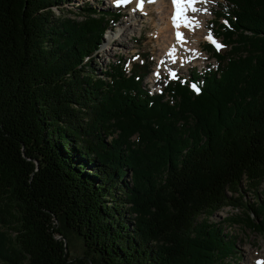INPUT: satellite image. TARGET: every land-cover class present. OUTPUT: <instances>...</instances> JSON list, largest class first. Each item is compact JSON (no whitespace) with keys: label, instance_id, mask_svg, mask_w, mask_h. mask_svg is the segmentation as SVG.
<instances>
[{"label":"trees","instance_id":"16d2710c","mask_svg":"<svg viewBox=\"0 0 264 264\" xmlns=\"http://www.w3.org/2000/svg\"><path fill=\"white\" fill-rule=\"evenodd\" d=\"M73 1L0 0V264H225L214 213L264 227V0L216 1L229 50L205 45L216 65L155 94L140 63L97 77L120 15L86 0L80 19L53 15Z\"/></svg>","mask_w":264,"mask_h":264},{"label":"rangeland","instance_id":"374dc122","mask_svg":"<svg viewBox=\"0 0 264 264\" xmlns=\"http://www.w3.org/2000/svg\"><path fill=\"white\" fill-rule=\"evenodd\" d=\"M84 1L74 0L71 3L61 5L60 9L58 7H52L53 15L55 17L69 16L80 19V10L79 13L76 12L78 11L76 6L83 5ZM86 1H89L93 6H97L99 10L104 11L106 16L113 12H117L120 15L115 22L108 26L96 52L92 54L93 58L90 63L97 70L95 72L97 77H102L103 74L101 72L108 65H112L118 60L126 63V72L134 64L140 63L145 68H148V71L144 73L146 76L142 80L143 87L147 91L149 90V92L156 93L169 79L174 78L173 74L188 77L194 68L201 70L206 66L215 65V60L209 56L204 48L207 42L213 41V38H208L210 34L207 25L213 17L211 12L216 9L217 0H206V3L203 4L202 10H206L204 14L205 18H199V20H202L204 27L200 31H197L198 34L192 33L191 31L187 33L188 43L190 45L198 40L199 50L197 53L182 48L179 50V57L175 60L170 56H166L165 58L162 56L161 41L158 40V27L161 22L159 21V9L155 0H141L147 7L144 14L138 8L132 6L129 1L123 3L121 7L116 6L115 0ZM135 12H137L136 17L134 16ZM125 23H128L127 25L129 27L124 32ZM214 40L216 43L222 45L219 39L214 38ZM229 48L230 46L223 47L222 45L220 49L221 52H226ZM243 191L242 202L245 206L253 205L256 199L255 193L245 186H243ZM258 193L260 199L264 201V184H262ZM106 200L108 203L110 202V200ZM241 216L245 218L241 207L234 208L228 206L214 213L210 218V222L217 223L218 226H221L234 239L235 254L229 256L225 264H258V262L264 261V227L262 231L259 226L258 229H254V227L246 226L243 223H231L229 220L231 217L240 218ZM251 216L254 217L253 214ZM257 221L255 218L254 222ZM70 249L72 256L82 254L83 243L75 235L70 236Z\"/></svg>","mask_w":264,"mask_h":264},{"label":"bare ground","instance_id":"6f19581e","mask_svg":"<svg viewBox=\"0 0 264 264\" xmlns=\"http://www.w3.org/2000/svg\"><path fill=\"white\" fill-rule=\"evenodd\" d=\"M127 1H129L132 4V6L138 8L142 14H144L145 11L147 10V7L141 0H127ZM155 3L159 9L158 17H159V21L161 22L160 26L158 27L159 30L158 40L161 41L160 45L162 46L161 48L162 56L164 58L166 56H170L172 59L175 60L177 57H179V50H181L182 48L192 50L194 53H197V51L199 50L197 43L198 40H196V42L194 41L190 45L188 43L189 39L187 38V33L191 31L192 33L198 34L197 31H200L204 27L202 20H199V18L202 19L204 17V14L206 13L205 11L202 10L203 9L202 6L203 4L206 3V0H196L194 7L199 11L192 12L191 10H188L186 12L187 17L193 23L190 24L188 27H185L184 22L181 21L180 27L178 28L175 27L173 23L175 8L172 0H157V1L155 0ZM136 15L137 12L134 13L135 17ZM127 24L128 23H125L124 25L125 27L124 32L127 31V28L129 27V25ZM178 33L182 34L183 40L178 39V35H177ZM162 56L160 55V57Z\"/></svg>","mask_w":264,"mask_h":264},{"label":"snow or ice","instance_id":"6c2138e0","mask_svg":"<svg viewBox=\"0 0 264 264\" xmlns=\"http://www.w3.org/2000/svg\"><path fill=\"white\" fill-rule=\"evenodd\" d=\"M126 2L127 0H116V6H120ZM172 2L175 8V14L173 16L174 26L177 28L180 27L181 21L184 22L185 27H188L190 24H192L193 22L189 20V18L186 15V12L188 10H191L192 12L199 11L198 9L194 7L196 0H172ZM177 35H178V39L183 40L182 34L178 33ZM208 38L212 39L211 36H209ZM212 42L215 44L218 50L219 48L222 47V45L216 43L214 39ZM173 77H175V74H173ZM196 90L199 91L198 88ZM258 264H264V261H260L258 262Z\"/></svg>","mask_w":264,"mask_h":264}]
</instances>
